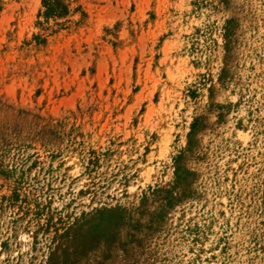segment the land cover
I'll use <instances>...</instances> for the list:
<instances>
[{"label": "rangeland", "instance_id": "obj_1", "mask_svg": "<svg viewBox=\"0 0 264 264\" xmlns=\"http://www.w3.org/2000/svg\"><path fill=\"white\" fill-rule=\"evenodd\" d=\"M0 264H264V0H0Z\"/></svg>", "mask_w": 264, "mask_h": 264}]
</instances>
